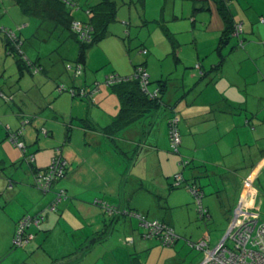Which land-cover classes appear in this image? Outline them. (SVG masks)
Listing matches in <instances>:
<instances>
[{"label":"crops","instance_id":"crops-1","mask_svg":"<svg viewBox=\"0 0 264 264\" xmlns=\"http://www.w3.org/2000/svg\"><path fill=\"white\" fill-rule=\"evenodd\" d=\"M187 1L193 7L192 10L194 9L192 17L197 8L201 12L209 11V14L204 15L199 25V27H203V24L209 23L204 26L206 31L212 32L213 41L207 40L206 50L202 47L199 49L195 34L189 42L194 43V48L188 47V51L184 50V46L188 44L182 42L183 38L176 37L182 32L196 31L195 17H193L190 27L187 22H183L185 20L183 15L179 16L173 5L171 13L173 19L167 21L163 16L165 8L158 4L155 5L153 0H122V12L119 11L116 14V21H120L125 26L118 25L120 35L132 37L131 29L133 27L138 28L156 23L168 39L166 40L172 50V56H170L164 47L165 54L167 57L170 56V67L176 69L170 78L180 86L176 90L169 89L163 95V101L167 108L157 109L155 113L139 119L116 134L108 135L101 131V128L108 126L116 118L120 104L111 89L101 87L100 82L97 83L99 93L92 97V102L90 99L85 102V100L73 98L68 92L57 93V82L81 86L79 82L81 77L74 80L72 73L65 71L63 65L60 69L55 70L46 66V71L43 74L36 75L20 72L17 69L16 81L12 80V76L8 81H5L6 69L0 67V94L12 97L8 100L2 94L0 95V264H135L130 258V253L128 254L124 247L134 250V231L143 229L135 218L120 215L112 218L104 210L107 206L110 208L115 206L122 211H128V209L136 211L145 215L147 220H159L175 229L177 227L175 210H181L182 200L187 195L183 190H175L182 186L185 188L189 186L180 184L176 188L171 187L170 177L179 174L174 166V159L168 152L170 149L168 118L171 114L179 113L177 129L181 140L180 146L185 144V140L182 139L183 132L188 131L183 136L189 135L191 128L197 126L199 128L196 130L195 136L198 135L203 144L196 145V153L203 154L207 148L213 149V152L217 149L215 157L210 159L212 162L210 160L208 162L205 160L196 161L197 166L191 168L192 173L188 174L186 178L189 184L194 183L204 195L207 190L212 194L216 189V193L221 194L219 196L225 194L223 196L227 200V193L236 194L231 199V205L223 209L225 212L222 215L228 221L221 227L222 234L220 235L223 236L217 238L213 247L226 241L236 223L253 219L255 216L253 214L259 210L262 202L261 196L254 186L241 178L240 170L248 169L247 173L250 174L257 167L262 169L264 156H260L255 164L249 166L244 162L245 155L242 150L245 147L249 153L251 151L258 152L257 147H252L251 143L259 138L264 139V125L262 121H257L258 114L254 112L253 102L249 105L248 99L244 101L242 97H239V92L241 91L240 87L247 86L244 89L248 90L249 82L258 80L261 72L264 73V52L261 54V46H264V26L261 25L264 24V1L261 3L259 0L260 8L254 4L251 12L247 9L248 14L246 12L242 16L238 14V17L234 15L235 12H238L237 8H232L231 4H236L239 7V1L232 0L231 4L227 3L230 0L225 1L233 22L240 29L239 33L244 35L242 39H239V36V41L232 47H230L231 38L226 43H220L225 23L215 0H213L214 5L208 6V9L203 7L205 4L198 7V4L207 0ZM132 4L137 5L139 11L134 12ZM206 5H208L207 2ZM212 12H216L217 15L213 16ZM147 15L154 16V18H147ZM257 17L260 19L259 22ZM29 20L31 19L24 20L15 31L9 30L23 38L21 32L24 29H34L37 26L35 20L32 23ZM171 23L172 26L169 25ZM210 24H213V29L207 27ZM110 31L114 32L115 30L110 29ZM18 32L19 34H17ZM112 35L109 34V36ZM155 37L159 39L158 34ZM115 44L117 46L118 43L115 42ZM149 44L151 47L154 45ZM155 47L156 45L152 49H156ZM161 47H163V43H161ZM143 48L142 50L146 51L147 47L143 46ZM127 49L130 51L128 46ZM194 50L196 56H194L195 53L193 55ZM146 52L143 55L141 51H138V56L141 54L146 57L149 51ZM152 52L153 55L142 59L141 62H137L138 56L133 57L130 52L126 56L129 60L126 64L131 67L128 69L125 64L123 67L121 66L122 68L113 66V71L110 73L130 76L134 66L143 65L150 83L152 79L161 80L164 77L163 73L161 71L150 72L148 66L149 64L156 65L157 60L163 54L156 50H152ZM214 52L219 57H225L221 60L222 66L227 62L233 64L230 72L228 70L226 72L229 75V83L226 82L223 86L218 84L219 88L214 87L218 91L216 101L214 99L201 103L194 100L188 101L187 96L191 92L200 88V93L203 89L198 84L195 85V88L187 89L182 78L188 77L187 70L193 67L195 70V67L197 66L198 69L199 66L200 69H196L198 75L199 71L203 69L200 76L201 73L215 67L213 63L217 61V58L205 60L209 55L212 57ZM0 55L5 60L2 40L0 41ZM108 58V62L111 63L109 56ZM261 62H263V66L260 65ZM209 65L211 67L208 69ZM152 69L154 70L155 67ZM219 69L222 73L223 67L220 66ZM242 71L245 72L242 73ZM93 75L95 74L93 73ZM193 75L190 71L188 78L192 79ZM262 75L264 77V74ZM95 80L98 81L96 75L93 81ZM254 81L253 83H255ZM86 82L90 81H87L86 78L83 83ZM259 91L260 94H257L255 87L252 89V92L259 95L258 97L261 99L260 96L264 97V83L260 84ZM29 94L34 95L32 100L28 98ZM28 100L37 103L31 106V110L25 109ZM179 102L185 105L180 108ZM91 104L95 111H99L100 116H93ZM240 107H244L245 110ZM30 115L35 117L32 122L23 127L21 139L25 143L26 155L33 159L35 169H45L54 158H61L67 163L63 177L55 182L52 191L48 194L41 193L34 187L30 166L24 164L21 149L7 136V132L18 130L22 120ZM88 123L96 130L84 128ZM181 123L184 124V129L180 127ZM62 125L63 127L67 125L71 131L67 137L65 136V144L57 145L55 128H62ZM43 130L46 132L45 134ZM146 132L149 134V139L145 142ZM228 137H231V141L229 143L228 139V142L225 143L224 139ZM137 141L139 142L137 143ZM222 142H224V146L221 145ZM261 145L263 146L262 151H264V141L261 142ZM238 148L242 153L240 155L236 154ZM184 149H186L183 151L185 153L189 151L188 148ZM168 162L170 165L164 166ZM201 167L202 169H199ZM182 177L185 178L184 173ZM201 178H206L205 185L211 187L204 190L199 182ZM129 183L130 187H128ZM160 188L162 189L160 190ZM187 190L190 192L189 189ZM60 191H63L65 195L57 204L56 210L49 211L48 207L53 202L55 193ZM205 208L212 215L210 218L213 219L212 211L208 209V206ZM37 215H43L44 220L39 227L27 229V232L33 235V239L26 245L23 243V246L14 245V233L19 224L27 217ZM210 218L209 220H211ZM114 222L116 225L113 227ZM114 229H118L120 235L114 241L113 247L108 248L107 245H104V250L99 251L97 248L105 244L107 240H111L112 231L116 232ZM104 231L108 232L107 236L98 242L90 243ZM87 241L90 244L88 252L84 256H79L78 251Z\"/></svg>","mask_w":264,"mask_h":264},{"label":"rangeland","instance_id":"rangeland-1","mask_svg":"<svg viewBox=\"0 0 264 264\" xmlns=\"http://www.w3.org/2000/svg\"><path fill=\"white\" fill-rule=\"evenodd\" d=\"M134 1V0H133ZM154 4H158V6H162L165 8L164 11V17L165 19L168 20H172V5L175 7V10H177V13L179 14V16H181L180 14L183 15V18L185 20H183V22H187L188 25L191 27L192 25V20L194 19L193 17H195V30L196 31H189V32H182L180 35H176V37L181 36V38H183L182 42L188 44L187 46H184V50L188 51L187 48L188 47H193L194 48V43H189L190 40L192 39L193 34H195L197 42L199 43V49H201V47L206 50L207 49V40L210 39V41L212 42V32L210 31H206L205 26L206 24L209 23H205L203 24V27H199L200 22L202 21V18L204 17V15L209 14V11L206 12H201L200 10L195 11V15L192 17L193 15V11L192 10V6L190 5V3L187 0H153ZM231 1H227V3L229 2L231 4ZM239 1V7L236 4H231V7L233 8H237L238 12H235L234 15L236 17L242 16L243 13H247V9L250 10V12L252 11V8L254 6V4H256L255 6H258V8H260L261 4L259 0H237ZM264 0H261V3ZM206 2L208 5H206ZM214 1L213 0H207L204 1L201 4H198L199 6H203V4H205L203 7H205L206 9H208V6H212L214 5ZM230 7V5H229ZM123 7L120 5L119 9L117 10L119 13V11L122 12ZM132 10L135 12H137V10L139 11V8L137 5H133L132 4ZM212 11V9H211ZM210 11V12H211ZM213 13V12H212ZM74 17L78 22H84L86 20V13L79 11V10H75L73 11ZM217 15L216 12L213 13V16ZM258 15V13H257ZM147 18H154V16H150L147 15ZM30 18L24 17L22 16V14H20V11L18 9L17 6L14 5V3L12 2V0H0V28L1 27H6L8 29L11 30H16V28L18 26H21V24L24 22V20H27ZM220 19V18H218ZM258 22H259V17H257ZM216 20V19H215ZM32 23V19L29 20ZM37 22L38 25V21L35 20ZM181 22V23H183ZM122 25L123 27L124 24L120 23V21H115L113 23H111L108 27L109 33L113 34L112 36H107V38H105L101 43H99L98 45L93 46L92 48L89 49L88 51V56H87V60H89V62H87L88 64H90V67H88V64L86 66V73H85V77L87 78V82L85 83V86L87 91H89L90 93L93 92V94L90 96V100L92 102V97L96 94L99 93V91H94L93 89V80L95 79V75L98 78V82L101 83V87L103 88H107L108 87H104V83L103 81H105V77L107 74H109L111 71H113V66L117 67V68H122L123 64L127 65V68L129 69L131 66L126 64L129 60L126 57L127 54H129L130 52H132V56H138V51H141L143 46L147 47L146 51H149L148 55L142 56L140 54V56H138L137 58V62H141L142 59L144 58H148L151 56V54L153 53L152 50H156L160 53H162V57L157 60L156 65L152 66L149 64L148 68L150 72H162L163 73V81H167V79H169V85H168V90L169 89H173L176 90L179 88L180 84H175L174 80H171L172 78H170L172 76V73H175V67H170L169 61H170V56H172L171 52V47L169 45V43L167 42V38L166 36L163 34V32H161V29L159 28V26L156 23H152L148 26H143V27H133L131 30V36H125L122 37L120 35L119 31V26L118 25ZM45 26H42V28L37 29H30V28H26L24 29L21 33L23 38H25L27 41L23 44L22 50L24 52V54H26V56H28L31 60H35V58L37 57V53L38 55L41 56V62L44 63L46 60H49L50 63H48L47 65H51L52 64V69H60V67L62 66L60 63H58V59H60L59 57H62L68 61H71L73 64V61L75 60L76 56H77V51H78V45L77 43H75V41L73 39H67V41L62 42V40L60 39V32L59 30H52V27L49 26V24H44ZM172 26V23L169 24ZM213 25V24H212ZM212 25H208L207 27L210 29L212 28ZM262 26H264V24H261ZM247 26V25H246ZM206 27V28H207ZM110 29H114V32H111ZM120 31H122V29H120ZM125 32V31H123ZM193 32V33H192ZM20 33V34H21ZM19 34V32L17 33ZM156 34H158L159 39H156ZM240 38L242 39L244 37V35H239ZM239 36H232V38L230 39V47H232V45L236 42H238V37ZM131 38V39H130ZM167 39V40H166ZM1 41V38H0ZM116 43L117 46H116ZM154 44L156 45V49H152L154 47V45L149 44ZM161 43H163V47H161ZM218 43V40L216 41V44ZM123 44V45H122ZM127 46L129 47L130 51L127 49ZM215 46V45H214ZM164 47L165 49L168 50V54H170V56L167 57V55L164 52ZM216 47V46H215ZM262 47V52L261 54L264 52V46ZM214 48V47H213ZM237 48V47H236ZM104 52H103V50ZM145 49V48H143ZM152 49V50H151ZM106 52V53H105ZM195 53V55H194ZM125 55V56H124ZM153 55V54H152ZM193 55L196 56V51L194 50ZM110 57V62L109 63V58ZM131 56V57H132ZM142 57V58H141ZM209 58L211 59H216L217 61L213 64H215L216 67H211V65L208 66V73H205L204 77L200 76V72L199 71V75L197 74L198 71L196 70L197 66L195 67V70L193 68L187 70V72L189 73L190 76V71L193 75V77H191L192 79L185 77L182 78V82L185 83L186 88H195V85L198 84L199 87H201V89H203L200 93V88H196L195 91L191 92L188 96H187V100H194L197 103H201L203 101L206 102H210L213 99L216 101V99H218V91L217 89H214V87L219 88L220 84L221 86L225 85V83H229V75L226 73L227 70L230 72L231 67L233 64L231 63H224V65L222 66L223 62L221 63L222 59H225L224 56L219 57L218 54L216 52H214V55L211 57V55H209L208 57L205 58V60H208ZM261 60H263V58H260ZM252 60V59H251ZM67 62V61H66ZM220 62V63H219ZM263 62L260 63V65L263 66L262 64ZM60 64V65H57ZM140 64V63H138ZM238 65V63H237ZM236 65V66H237ZM122 66V67H121ZM223 67V72H220L219 67ZM0 67L1 68H5L6 69V73L4 74V78L5 81H8V79L10 78V76H12V80L16 81L17 80V76L18 73L17 72V67L14 63V60L12 58V56H7L4 60L3 56L0 55ZM152 67H155V69L153 70ZM199 67V66H198ZM91 68H94L95 70H92ZM91 70V71H90ZM180 71V68L178 69ZM89 71V73H87ZM130 71V70H129ZM203 71V69H202ZM239 72V69L237 70ZM236 71V72H237ZM92 72V73H91ZM132 72V70H131ZM245 71H242V73ZM93 73L95 75H93ZM263 71L261 72L258 80L254 81H250L249 85H248V90H245L244 88H246L247 86H245L244 88H241V91L239 92V97H242L243 100L245 101V99L250 102L249 105L252 104V106H254V112H256L257 115V121H262L263 125H264V97L260 96L261 99H259V95H256L255 93L252 92V89L255 87V90L257 91V94H260V84L264 83V77H263ZM3 78V79H4ZM83 79H84V75L82 77V79H79L80 84L83 85ZM3 81V80H2ZM57 81V80H56ZM150 81V80H149ZM158 80H154L152 79L151 83L148 85V89L150 91H154L158 88ZM177 81V80H176ZM253 81L255 83H253ZM189 83V84H188ZM209 84L208 86L206 84ZM253 83V84H252ZM104 85V86H103ZM207 86V87H206ZM240 86V85H239ZM205 87V88H202ZM199 89V90H198ZM217 92H216V91ZM221 90V89H219ZM191 91V90H190ZM190 91H186L187 93H189ZM167 92V91H166ZM177 93V92H175ZM198 93V95H197ZM30 97H28L29 99H33L34 95L33 94H29ZM256 100H255V98ZM54 98V97H53ZM28 100V103H26V107L25 109L27 110H31V106H34L35 104H37L35 101H31ZM84 101V100H83ZM242 101V100H241ZM85 102H88V100H85ZM181 104L180 108L185 105L182 102H179ZM89 104V103H86ZM101 105H103V103H101ZM93 110V116L95 117L96 115L100 116L99 111H95L94 110V106H90ZM243 108L245 110L244 107H240ZM96 109V108H95ZM200 109V108H198ZM252 109V108H250ZM178 112V111H177ZM179 114V113H178ZM177 114V115H178ZM210 117V116H209ZM196 125V124H195ZM258 125V124H257ZM180 127L184 129V124H180ZM60 128V127H58ZM55 128V133L57 135L56 139L57 145H62L63 143L65 144V136L67 137L69 132L71 131L70 129H68L67 125H65V127L58 129ZM199 127L195 126L193 128H191V134L183 136L184 134L188 133V131L186 133L183 132L182 134V139L185 140V144L181 145L179 147V152H172L169 149V155L170 157H172L174 159V166L177 170L178 173H184L185 175V179L187 178L188 174L192 173L191 168L193 166H197V162L200 161H206L208 162L210 159L214 158L215 154H217L215 149L213 152V149L211 148H207L205 149L204 153H196V145L200 146L199 144H203L200 142L199 140V136L195 134L197 133L196 130H198ZM66 131H65V130ZM73 129V128H72ZM193 132V133H192ZM199 132V131H198ZM200 133V132H199ZM166 135V132H165ZM144 139L145 142L147 139H149V134L148 132L145 133L144 135ZM229 139V143H230V139L231 137H228L226 139H224V142H228ZM264 139L259 138L257 141H254L253 143H251V146L257 149V153H254L251 151V153L247 152L246 148L243 147V155H245L244 158V162L247 163L249 166H251L252 164H255L256 160L258 158H260V156H264L262 155L264 151L263 150V146L261 145V142H263ZM139 141H137L138 143ZM224 142L221 143L222 146H224ZM199 143V144H198ZM217 147V146H216ZM184 148H188L189 151L183 152ZM236 154L240 155L242 153H240L239 148L236 150ZM203 158V159H201ZM208 158V159H207ZM193 161H192V160ZM211 161V160H210ZM212 162V161H211ZM26 162L24 161V164ZM27 164V163H26ZM168 164L167 166L170 165V163H165L164 166ZM246 164V165H247ZM185 165V167H184ZM198 169V168H197ZM199 169H202L199 168ZM195 170V169H194ZM248 169H243L240 170V174L242 175L241 178H243L244 180H247V183L251 184L252 186L255 187V189L257 190V192L259 193V195L261 196V204L259 207V210L257 212H255L253 215H255L253 217L254 220L258 221L260 224H264V167L261 169V167H257V169H255L254 171H252V173H247ZM171 184L173 183V179H174V175H172L170 177ZM188 180V179H187ZM199 182L201 184V186H203L204 190H207V187H211V186H206V182L207 179L206 178H201L199 179ZM214 183V182H213ZM215 184V183H214ZM185 185L184 181L183 184ZM128 187H130V183L128 184ZM162 188H160L161 190ZM188 188H185L184 186L180 187V189L175 190V191H179V190H183L185 191V193L188 195H185L184 200H182V208L181 210H175V213L177 214V224L175 227L174 232L175 235L178 236V241L173 245V246H163L161 245L157 240H146L143 239L141 236V232L140 231H134V236H135V244H134V250H131L130 248L124 247L125 251H127V253H130V258L131 260L135 263V264H201L203 262L204 259V253L201 250H197L196 248H194L193 246H190L189 243L191 244H197L201 241H204L208 247L213 248V246L216 244L217 238H219L222 234L221 233V227H223L225 224H227V218L222 215L225 211L223 210L224 207L231 205V199L233 197L236 196L235 193H227V197L228 200L224 197L225 194H222V196H219L221 194L216 193V189L214 191V193L210 194L209 190H207V192H205V195L201 198V201L203 203V207L205 208V206H208V209L210 211H212L213 213V219L210 218L211 220L209 221H204L202 219L199 218L198 213H197V203H196V199L194 196L191 195V193L187 190ZM202 190V191H204ZM209 192V193H208ZM65 195V193L63 194V196ZM224 195V196H223ZM230 199V201H229ZM207 209V208H206ZM209 213V212H208ZM209 216L212 217L211 214H209ZM214 220V222H213ZM116 225V223L114 222L113 227ZM116 230V229H114ZM197 230H199L197 232ZM106 231L101 232V236H107L106 235ZM129 234V233H128ZM204 234V235H203ZM119 231L118 229L116 230V232L111 233V240H107L105 242V244H102V246H100L99 248H97L99 251H103L104 250V245H107L108 248L113 247V243L116 240L117 236H119ZM203 236H205L203 238ZM223 236V235H222ZM221 236V237H222ZM210 239H211V243H210ZM216 239V240H215ZM90 244L89 242H85L83 245V248L81 250L78 251V255L79 256H84L85 253L88 252V248H89ZM106 247V246H105ZM124 253V251H122Z\"/></svg>","mask_w":264,"mask_h":264},{"label":"trees","instance_id":"trees-1","mask_svg":"<svg viewBox=\"0 0 264 264\" xmlns=\"http://www.w3.org/2000/svg\"><path fill=\"white\" fill-rule=\"evenodd\" d=\"M225 1L226 0H215L216 5L218 7V11L225 23V30L222 34L220 43L223 42L226 43V41L232 38V36H236V32H237V25L235 22H233L232 16L227 8ZM12 2L14 3L15 6L18 7L20 14H22V16L38 21V25L36 26L37 29L42 28V26H45L44 24L47 23L49 24V26L52 27V30L53 29L59 30V32L61 33L60 39L62 40V42L67 41V39H73L75 43H77L78 51H77V56L73 61V64L71 61L68 60H66L67 61L66 62L65 59L62 57H59L60 59H58V63L63 65L65 71L72 73L74 80L75 78L78 79V77H81L82 79L83 75H84V79H86L85 73L88 62L87 56L89 49L95 45H98L105 38H107V36H109L110 33L108 27L111 23L116 21V14L118 12L117 10L119 9V6L120 5L123 6V3H121L122 0H12ZM75 10H79L86 13L87 18L84 22H78L75 19L73 14V11ZM2 29L10 31L9 29L6 28H0V30ZM239 35H241V33H239L237 36ZM0 38L3 42L5 57L12 56L14 63L20 72H29L30 74H34V75L43 74L44 71H46V66L52 67V64L47 65L48 63H50L49 60H46L44 63H42L41 56L38 55V53L36 54L37 57L35 58V60H31L28 56H26V54H24L22 47L23 44L27 41L25 38H22L19 35L18 36L15 35V40L12 41L3 34H0ZM142 51L143 50H141V54H143ZM199 69L200 68L198 67L197 70ZM200 71L202 72V70ZM142 72L146 74V72L144 71V66L136 65L133 67V71L130 76H120L115 73H109L108 75H106L104 79L105 80L104 84L106 87L111 89L112 93L117 97L120 104V109L113 122L110 123L108 126L101 128L102 132L108 135L116 134L122 129L136 123L139 119L145 118L147 115L155 113L157 109L167 108L166 103L163 101V95L166 93V91H168L169 79H167V81L158 80L157 81L158 88L156 89L155 92H150V90L148 89V85L150 84V81L148 80V75L146 74L147 84L143 85L145 83L140 78ZM206 72L208 73L209 71ZM205 73H201V77H204ZM97 83H98L97 80L93 81L94 91H98ZM86 87L87 86H85L84 83L83 85L81 84L80 87H77L74 84L66 85L57 82L56 91L58 94H62L63 92H68L73 98H79L81 100H89L93 92L90 93L89 91H87ZM154 93L155 95L153 96ZM2 96H4L8 100L12 99V97L7 96L5 94H2ZM34 117H35L34 115L25 117V119H23L21 122V127L14 132H7V136H9L12 143H14L15 141L23 144V150H21L23 154V161H25L32 170L34 187L41 193L48 194L52 191L51 189L53 188L55 182L58 181L60 178L53 179L49 187H43L42 186L44 182L43 178L45 176V172L48 167H46L45 169H35L33 159L31 156L26 155L25 143L21 139L23 127L29 124L30 122H32V119ZM174 118L178 119V116L176 114H171L168 118V137H169V128ZM177 127H178V123H177ZM84 128H90L92 130H96L95 127L93 128L89 123ZM43 133L45 134L46 132L43 130ZM179 147L180 145L177 148V152H179ZM182 174H183L182 172L178 174L180 176V181L178 186H180V184H183L184 181L185 185H187V187L189 186L188 189L194 186L200 191V189L197 186H195L194 183L189 184V181L183 178ZM40 183L42 184L39 186ZM173 183L171 184L172 188L178 187V186H174ZM60 192L55 193L53 202L48 207L49 211L56 210L57 204L61 201L63 197L60 194ZM203 196L204 194L202 193V197ZM201 206L203 207L202 201H201ZM203 209H205L207 213L205 216L203 217L200 216L198 213V209H197V213L200 219L207 222L210 216L207 209L204 207ZM104 210L108 212L109 215L112 216V218H115L117 215L123 217L127 216L129 218H135L139 222V226H141L139 221L140 218L146 219L145 215L139 214L136 211L129 209L128 211H122L121 209L115 206L113 208L107 206L104 208ZM138 216L139 218H137ZM34 217H42V221L38 225H31L29 227H39V225L44 220L43 215L32 216L30 218H34ZM148 221L160 222L163 226H166L167 229H170L173 235L172 243L165 245L162 242V240L159 239L162 237L163 233L155 236H150L151 235L150 231L141 226L143 229L141 235L143 239L157 240L163 246H173L178 241L179 238L178 236L175 235V232L170 225L159 220H148ZM29 227L26 228V231L24 233L25 235H30L32 237L31 239H33V235L27 232L28 231L27 229ZM100 234L101 233H99L98 235L99 237L92 239L90 243L93 244L95 242L100 241L104 237L101 236Z\"/></svg>","mask_w":264,"mask_h":264},{"label":"built area","instance_id":"built-area-1","mask_svg":"<svg viewBox=\"0 0 264 264\" xmlns=\"http://www.w3.org/2000/svg\"><path fill=\"white\" fill-rule=\"evenodd\" d=\"M240 29L237 28L236 35L239 34ZM0 34L5 35L10 40H15V34L11 31L2 29ZM146 54V51H142ZM141 80L147 83V75L142 72ZM155 93L153 94V96ZM178 119L174 118L172 124L169 128V139H170V149L177 152V148L180 145V137L177 130ZM14 144L23 150V144L14 141ZM67 167V163L61 158H54L49 164L45 176L43 187H49L53 179L62 178ZM180 181V176L176 175L174 177V186H178ZM190 193L196 199V205L198 213L200 216H205L206 210L201 206L202 193L194 186L190 189ZM63 196V191L60 192ZM139 218V216L137 217ZM42 221V217H27L18 226L14 235V245L20 246L32 237L30 235H24V229L31 225H38ZM140 224L142 227L150 231V236L159 235L161 233L162 237L159 238L162 242L166 244L172 243V231L163 226L160 222L152 221L149 222L144 218H140ZM197 250H201L204 253V259L201 264H264V224H260L254 219L242 220L231 229L227 236L225 242L217 245L216 247L210 248L204 241L197 244H189Z\"/></svg>","mask_w":264,"mask_h":264},{"label":"bare ground","instance_id":"bare-ground-1","mask_svg":"<svg viewBox=\"0 0 264 264\" xmlns=\"http://www.w3.org/2000/svg\"><path fill=\"white\" fill-rule=\"evenodd\" d=\"M17 230V229H16ZM26 231V229H24V232ZM16 232V231H15ZM24 235H25V233H23ZM14 235H15V233H14ZM30 240H27L25 243H24V245H26L28 242H29ZM21 246H23V244L21 245Z\"/></svg>","mask_w":264,"mask_h":264}]
</instances>
